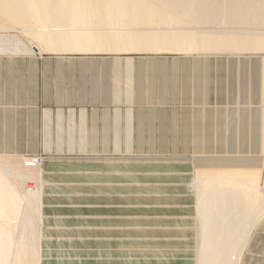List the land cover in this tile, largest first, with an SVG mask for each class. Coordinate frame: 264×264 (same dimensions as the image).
<instances>
[{
	"label": "crops",
	"instance_id": "0c3cea01",
	"mask_svg": "<svg viewBox=\"0 0 264 264\" xmlns=\"http://www.w3.org/2000/svg\"><path fill=\"white\" fill-rule=\"evenodd\" d=\"M7 48L0 45V153L46 163L164 157L194 174L258 179L264 53ZM245 252L241 264H264V217Z\"/></svg>",
	"mask_w": 264,
	"mask_h": 264
},
{
	"label": "rangeland",
	"instance_id": "374dc122",
	"mask_svg": "<svg viewBox=\"0 0 264 264\" xmlns=\"http://www.w3.org/2000/svg\"><path fill=\"white\" fill-rule=\"evenodd\" d=\"M183 10L186 11V7L180 6L175 11H171L174 16L168 12L171 22L170 20L166 22L161 18L160 14H166L164 7H161L158 9L160 14L156 13L147 21L142 19L139 22L114 23L110 19L93 25L85 23L82 27L95 28L105 34L113 32L115 28L129 34L144 33L160 28L169 33L187 31L190 35L199 29L200 31L211 29L209 32L216 33L225 30V33L232 32L233 34L238 32L237 30L240 32H251L252 30L263 35L256 37V40H264V23L251 21L238 23L227 19V24L222 22L221 26L218 23L213 24L217 20L216 17L204 22H194L184 17L187 14ZM229 10L231 8L223 11V14L229 16L228 14L231 13ZM56 19L54 11L51 12L48 21H33L30 27L26 28L15 23L8 25L0 20V45H8L7 50L13 52L81 51L60 48L61 35L70 37L69 30L79 25L71 24V26L69 19ZM248 28L250 31L247 30ZM29 29H32V32ZM43 29L45 35L50 33L49 38L52 39V44L49 45L45 39L35 38V35H41ZM34 31H37L36 34ZM232 33H226L223 37L235 39ZM209 39L213 40L214 37L204 38L206 41ZM63 42L66 45L69 40ZM91 51L156 50L121 48ZM207 52L264 53V49L259 51L219 49L203 53ZM42 157L43 164L37 167L43 178L42 185L45 186L42 191L45 201L42 203V220L38 225L41 228L40 231L43 232L41 242L45 245L41 264H196L197 250L201 242V229L199 213L196 210L197 186L192 180L206 175L194 174L185 163H175L164 157H132L126 160L106 161L103 158H83L51 163H46L44 156ZM262 168H264V157L260 164V181L258 182L261 187H264ZM225 176L238 178L230 174ZM254 198L249 197L251 201ZM263 202L264 198H261V203ZM263 217L258 218L255 225L252 226V224L248 229L247 241L239 258L240 264L245 256L251 231ZM39 227L37 232H39ZM39 234L37 233V246L40 244Z\"/></svg>",
	"mask_w": 264,
	"mask_h": 264
},
{
	"label": "bare ground",
	"instance_id": "6f19581e",
	"mask_svg": "<svg viewBox=\"0 0 264 264\" xmlns=\"http://www.w3.org/2000/svg\"><path fill=\"white\" fill-rule=\"evenodd\" d=\"M160 6L164 7L166 14L159 13ZM180 6L186 7V10L190 12L196 10V12L193 11L194 14H187L190 15L188 19L194 22L215 19V17L218 19L215 14L217 10L223 12L231 8L229 16L221 14L220 19L223 22L230 19L238 23L250 21L264 23V0H0V20L8 25L15 23L26 28L30 27L33 21H48L51 12L55 11L58 20L65 18L69 19L70 25H79L69 30L70 37H62V33L61 37L59 36L62 38L60 48L69 50L136 48L156 51L167 49L187 53L219 49L224 51L264 49V40H256V37L263 35L252 30L251 32L237 30L238 32L234 34L226 32L236 37L228 39L226 36V39L223 37L226 35L225 30L216 33L209 32L211 29L200 31L198 27L197 34L195 32L192 35L187 31L169 33L160 30L159 27H157L159 30L147 29V32H132V34L116 28L113 32L105 34L95 28L82 27L85 23L93 25L110 19L114 23L139 22L142 19L147 21L156 13L168 22L170 18L167 13L170 12V15H173L171 11H175ZM197 13L199 16H196ZM44 29L41 35H35V38L45 39L50 45L52 44V39L49 38L51 35L50 33L45 35ZM36 32L34 31L35 34ZM207 36H212L214 39L204 40ZM68 40L69 43L65 45L63 41ZM37 157L42 156L0 153V264L43 263L42 251L45 245L41 242L43 232L38 225L42 220V203L45 202L42 191L45 186L42 185L41 171L37 168L43 162L38 164L35 160ZM262 171L264 172V168ZM192 181L197 186L196 210L199 213L201 229L196 264H240L239 258L247 241L248 229L264 215V202L261 203V198H264V187L258 184L260 177L256 180H248L244 177L206 175ZM250 196L255 197L254 200L251 201ZM38 227L39 232H37ZM37 233H40L39 246H37Z\"/></svg>",
	"mask_w": 264,
	"mask_h": 264
},
{
	"label": "built area",
	"instance_id": "2783aa9c",
	"mask_svg": "<svg viewBox=\"0 0 264 264\" xmlns=\"http://www.w3.org/2000/svg\"><path fill=\"white\" fill-rule=\"evenodd\" d=\"M35 160H36V162L38 164H41L43 162V158L42 157H37Z\"/></svg>",
	"mask_w": 264,
	"mask_h": 264
}]
</instances>
